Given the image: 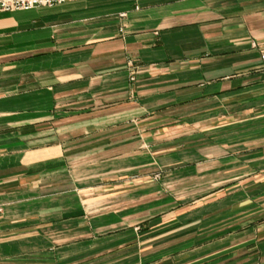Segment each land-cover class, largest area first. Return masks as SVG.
Here are the masks:
<instances>
[{"label": "crops", "instance_id": "crops-1", "mask_svg": "<svg viewBox=\"0 0 264 264\" xmlns=\"http://www.w3.org/2000/svg\"><path fill=\"white\" fill-rule=\"evenodd\" d=\"M0 264H264V0L0 11Z\"/></svg>", "mask_w": 264, "mask_h": 264}, {"label": "built area", "instance_id": "built-area-1", "mask_svg": "<svg viewBox=\"0 0 264 264\" xmlns=\"http://www.w3.org/2000/svg\"><path fill=\"white\" fill-rule=\"evenodd\" d=\"M67 0H0V11L28 9L34 6H51Z\"/></svg>", "mask_w": 264, "mask_h": 264}]
</instances>
